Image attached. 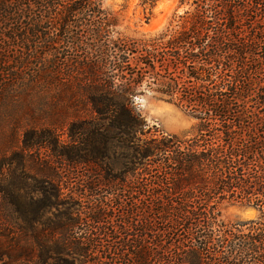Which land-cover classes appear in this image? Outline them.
Masks as SVG:
<instances>
[{
  "label": "trees",
  "instance_id": "16d2710c",
  "mask_svg": "<svg viewBox=\"0 0 264 264\" xmlns=\"http://www.w3.org/2000/svg\"><path fill=\"white\" fill-rule=\"evenodd\" d=\"M155 2L144 0L147 19ZM181 5L188 9L175 25L133 37L114 30L116 19L102 0H0V75L3 82L41 84L45 94L64 83L60 94L44 99L55 107L70 104L71 114L42 113L47 121L74 120L71 131L81 139L73 142L75 156L48 137L25 148L45 144L70 163L102 164L107 185H127L123 214L132 216L139 206L143 229L132 227L127 241L109 223L99 229V236L114 241L99 248L115 251L118 264H264V0ZM21 71L26 79L18 76ZM146 91L195 115L194 132L152 134L133 106ZM80 108L88 116L81 117ZM10 145L0 148L2 157L13 153ZM17 156L23 168L25 159ZM128 177L134 178L130 185ZM40 190L44 201L52 197L44 210L60 207L56 187L44 184ZM6 191L0 185V195ZM145 194L149 198L142 201ZM225 202L253 207L259 217L226 225L220 219ZM39 219L34 215L26 224L30 228ZM48 224L53 231L30 236L42 262L85 264V252L97 248V241L71 242L66 228L77 222L67 212ZM8 246L0 244V262L17 261ZM206 249L213 252L205 256ZM24 250L29 262L33 249Z\"/></svg>",
  "mask_w": 264,
  "mask_h": 264
},
{
  "label": "rangeland",
  "instance_id": "374dc122",
  "mask_svg": "<svg viewBox=\"0 0 264 264\" xmlns=\"http://www.w3.org/2000/svg\"><path fill=\"white\" fill-rule=\"evenodd\" d=\"M143 3L144 0H102V7L115 17L114 30L116 32L133 37L141 34H154L170 25H175L178 22V17L188 9V6L181 5V0H156L151 11L152 14L147 19ZM63 74H60L61 77H58V80L64 78ZM18 76L23 77L22 79L27 78L24 77L22 71L18 72ZM3 78L0 75V148L5 150L6 147H9L8 144H12L13 146H10L14 149L13 153L7 154L5 157H2L0 153V185L5 190L8 189L6 194L0 195V244L2 246L10 244L11 247L6 248L11 256L17 258V261L16 259H13L15 261L3 259L0 264H57L55 261L42 262L40 260L39 245L32 239L30 240V236L32 233L53 231L54 228L48 223L49 221L54 223V220H57V215L62 212L69 213L77 222L72 228L71 226L66 228L68 235L73 238L71 242L97 241L96 243H98L96 244L97 248L85 252V264H118V258L114 256L116 255L115 251L99 248V245L105 247L114 243L107 237L99 236V229L105 226L103 223H109L108 227L111 231L119 232L120 235L126 234L127 236L123 235L126 236V241L130 240L132 227H137L138 230L143 229L145 224L143 210H136L139 208L137 206L132 216L128 217L125 213L123 214L122 204L125 206L130 198L127 185L119 181L110 182L107 185L104 181L101 163V165L70 163V160L62 156L60 151L56 153L45 144L37 149L34 147L25 148L26 143L35 144L48 137V141L57 142L59 148L63 149V153L75 156L72 149L73 142L81 141V139L77 136L78 132L71 131V122L74 120L71 117L67 120L62 117H54L53 121H47L42 113L47 109L55 116L56 112H60L59 110L62 109V111L67 110L71 114L70 104H58L55 107L51 106L49 99L47 101L44 99L45 95L60 94L64 83L55 84L61 90L56 89L45 94L46 90L43 89L45 87L41 84L27 85L21 81L3 82ZM10 80L12 81L11 77ZM133 106L145 119L152 134L157 135L158 131H161L189 137L198 125L195 115L160 100L148 91L137 94L133 99ZM82 109L79 110L80 116H88ZM49 131L51 132L50 137L46 135ZM79 153L81 154V151ZM17 154L25 159L23 168L17 163ZM112 168L113 175H117L120 167L114 163ZM128 180L129 185L132 181L134 182V178L128 177ZM44 184L58 189L60 207L43 209V205L52 201L51 195L47 201L42 199L43 195L40 189ZM17 189L21 191L17 192ZM135 196L134 199L137 197ZM147 198H149L148 194L141 196L142 201ZM40 201L43 212L36 216L39 209L35 205H38ZM13 202H16V207ZM20 202L21 204H19ZM135 202L134 204H137ZM28 205H31V209ZM106 208L108 209L106 210ZM102 214L104 216L100 220ZM34 215L40 219L29 228L26 222ZM152 217L156 222L160 218L155 213L151 214ZM258 217L259 212L253 207L227 202L223 203L221 207L220 219L226 225H238L257 220ZM160 228L165 229L161 225ZM90 232L93 234L89 235ZM92 236H95V240L88 241ZM19 239L21 241L16 242ZM99 240L106 243L101 244ZM24 249H33L31 251L33 258L29 262L25 256L22 257L27 252ZM211 252L213 250L206 249L203 253L208 256ZM63 258L70 259L67 254H64ZM111 259L115 260L111 261Z\"/></svg>",
  "mask_w": 264,
  "mask_h": 264
}]
</instances>
